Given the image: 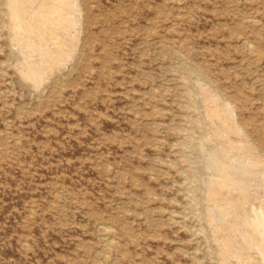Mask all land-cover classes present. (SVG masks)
Wrapping results in <instances>:
<instances>
[{"label": "rangeland", "instance_id": "374dc122", "mask_svg": "<svg viewBox=\"0 0 264 264\" xmlns=\"http://www.w3.org/2000/svg\"><path fill=\"white\" fill-rule=\"evenodd\" d=\"M80 1L75 56L35 83L0 0V264H223L198 81L264 151V0Z\"/></svg>", "mask_w": 264, "mask_h": 264}, {"label": "bare ground", "instance_id": "6f19581e", "mask_svg": "<svg viewBox=\"0 0 264 264\" xmlns=\"http://www.w3.org/2000/svg\"><path fill=\"white\" fill-rule=\"evenodd\" d=\"M81 5L80 0H8L24 77L39 83L48 71L73 59L83 33ZM198 85L217 141L207 159L205 198L221 262L264 264V151L237 122L233 105L204 82ZM111 230L103 229L107 237ZM113 241L107 240L109 246Z\"/></svg>", "mask_w": 264, "mask_h": 264}]
</instances>
